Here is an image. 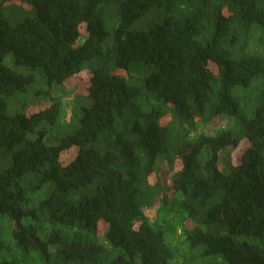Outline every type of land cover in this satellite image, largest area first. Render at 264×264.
I'll return each instance as SVG.
<instances>
[{
	"label": "trees",
	"instance_id": "1",
	"mask_svg": "<svg viewBox=\"0 0 264 264\" xmlns=\"http://www.w3.org/2000/svg\"><path fill=\"white\" fill-rule=\"evenodd\" d=\"M260 33L264 0H0V264H264Z\"/></svg>",
	"mask_w": 264,
	"mask_h": 264
},
{
	"label": "rangeland",
	"instance_id": "2",
	"mask_svg": "<svg viewBox=\"0 0 264 264\" xmlns=\"http://www.w3.org/2000/svg\"><path fill=\"white\" fill-rule=\"evenodd\" d=\"M261 37H264V35L261 34ZM82 86H83V83H82ZM69 88L71 90L75 89L77 91V88H80V87L74 82V83L69 84ZM262 89H264V84H262L260 86H256V87H255V85H252L247 90H244L242 88L237 89L234 92V95L237 98L244 99V100H246L248 97L247 102L250 105V107L253 109L254 106L259 103V96H260ZM222 119H224V120H220V123L223 125L225 124L224 126H226L228 124V122L231 121L230 119H226V118H222ZM226 120H228V121H226ZM216 122L219 123V120L217 119ZM233 126L237 127V123H234V124L228 126V128H231ZM70 158H71V156L69 155L68 159H70ZM0 223L5 229L4 237H5L6 242L8 243L7 244L8 248H6L4 250H0V261L1 260L12 261V260L18 259V258L21 259L24 254L21 251V249L17 246L16 241L10 237V235H9L10 228L8 226L9 224L7 223V220L1 221V219H0ZM174 247L177 250V252H179L177 254L182 256L181 259L184 262L183 264H205L206 263L205 260L200 257V254L204 250V248H199L197 250H191L188 242L184 239V237H183V240H178V241L174 242ZM215 259L216 258H210V259H208V262L213 261ZM180 262H181V260H180ZM31 264H35V263L32 262Z\"/></svg>",
	"mask_w": 264,
	"mask_h": 264
}]
</instances>
